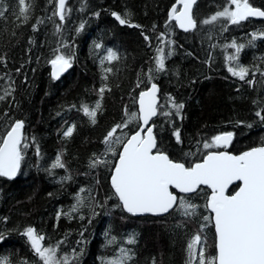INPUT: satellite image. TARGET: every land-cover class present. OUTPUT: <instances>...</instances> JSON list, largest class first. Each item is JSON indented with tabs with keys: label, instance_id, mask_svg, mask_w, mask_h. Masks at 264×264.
<instances>
[{
	"label": "trees",
	"instance_id": "trees-1",
	"mask_svg": "<svg viewBox=\"0 0 264 264\" xmlns=\"http://www.w3.org/2000/svg\"><path fill=\"white\" fill-rule=\"evenodd\" d=\"M175 2L66 0L61 20L55 14L57 0H26L31 8L25 21L17 19L18 0H0V95L5 96L0 137L16 120L24 122L20 169L11 179L0 177V261L42 264L24 235L29 227L46 238L45 246L63 241L60 255H71L73 249L80 253L72 264H106L122 248L130 250L128 264H190L188 245L197 234L201 240L194 249L203 247L206 256H215L207 188L179 196L196 206L194 215L185 216L175 206L164 216H130L109 185L118 155H103L105 136L137 113V95L151 82L159 85L160 98L152 121L156 150L175 162L191 166L200 161L213 148L205 149L204 143L225 132L233 134L227 149L232 153L264 143V121L256 115H264V37L252 38L264 31V20L230 24L219 18L205 24L234 5L197 0L196 27L181 32L169 19ZM249 2L264 10V0ZM233 41L244 45L238 55L230 47ZM109 49L117 59H105ZM157 49L163 50V70L156 66ZM56 55L71 60L58 79L50 74ZM232 55L236 61L226 59ZM239 66L249 70L243 80L228 71ZM97 101L92 123L81 106L95 108ZM172 102L183 104L179 114ZM138 124V118L131 119L114 135L122 144ZM68 127L74 130L66 137ZM112 147L119 152V144ZM57 155L63 168L52 167ZM95 157L109 163L91 167ZM78 194L83 204L72 212ZM130 237L134 243H128Z\"/></svg>",
	"mask_w": 264,
	"mask_h": 264
},
{
	"label": "snow or ice",
	"instance_id": "snow-or-ice-1",
	"mask_svg": "<svg viewBox=\"0 0 264 264\" xmlns=\"http://www.w3.org/2000/svg\"><path fill=\"white\" fill-rule=\"evenodd\" d=\"M65 2L66 0H57L58 11L55 14L59 15L61 20L65 18ZM177 2L183 3V9L178 11L173 5L169 12V19H175L179 26L186 31L195 28L196 21L190 11L193 0H177ZM18 3L17 19L22 17L26 21L31 5L26 3V0H18ZM228 4L235 7L225 6L222 11H217L203 23L209 24L216 22L219 18H226L230 24H239L249 17H264V10L252 7L249 0H228ZM3 15L4 13L0 12V16ZM113 15L121 24L126 23V20L117 13H113ZM257 35L264 37V31L253 33V40L257 38ZM97 47L100 46L97 45ZM230 47L235 48L238 55L244 45H237L233 41ZM157 52L156 66L158 70H163L165 59L163 50L157 49ZM237 55L229 56L226 59L236 61ZM117 58V54L109 49L105 59L111 61ZM50 63L53 66L52 76L54 79L71 66L70 58H65L63 55H56ZM107 71H111V69ZM228 71L241 80L249 72L243 66L229 67ZM104 91L105 87H101V95ZM157 91L156 84H152L146 91H141L139 113H132L129 121H125L124 125H116L104 138L107 149L103 155L106 156L108 152H111L119 157L111 175L114 194L120 201L118 206H122L125 211L131 214L166 213L174 206H178L183 210L185 216H191L195 214L196 206L187 203L183 197L178 198L170 191V187L179 189L182 193H188L194 191L199 185H207L212 190L206 207L214 213L216 255L206 256L203 247H199L198 250L194 249V244H199L201 240L200 235L197 234L188 245L190 264L192 260L198 261V264H264V145L251 148L239 155L209 151L207 155L203 156L201 162L186 166L184 163L170 159L163 151L153 152V149L156 148V141L151 127L147 128L146 135L137 131L127 139L126 143L121 144L120 138L114 135L117 129L126 127L127 123L134 118L141 119L146 125L153 116L157 115ZM7 94L10 93L6 92ZM4 99L5 96L0 95V100ZM172 106L176 109L177 114L183 108V104H175V102H172ZM81 107L84 114L92 120V123H95L100 102L97 101L95 108L90 109L87 105ZM256 115L264 121V115L261 112H257ZM23 127L24 122L16 120L6 135L0 137V141H2L0 142V177L11 179L17 175L20 169L23 159L21 151V143L24 139ZM73 130V127H68L64 136H70ZM176 136L179 140V131ZM232 136L231 132L213 136L212 144L205 142L204 148L208 149L213 144L226 146L231 142ZM113 143L119 144L122 151L117 152L112 147ZM107 163H109L107 160L95 157L90 166L96 167ZM52 167H64L59 155ZM233 181H240V187L233 195H226V189ZM83 191L84 189H81V192ZM82 204L83 198L78 194L77 203L73 205L71 211L76 212ZM83 218L81 216V219ZM204 219L208 221L210 218L204 217ZM24 235L27 236L33 251L40 258L42 264H72L80 255L75 249L71 255L67 253L60 255V246L63 241H58L56 246H45L43 241L46 238L38 235L36 230L31 227L25 230ZM108 242L114 243L115 237ZM134 242V237H130L128 243ZM130 260V250L122 248L119 255L106 264H128ZM0 264H6V261H0ZM21 264H27V262L22 261Z\"/></svg>",
	"mask_w": 264,
	"mask_h": 264
},
{
	"label": "water",
	"instance_id": "water-1",
	"mask_svg": "<svg viewBox=\"0 0 264 264\" xmlns=\"http://www.w3.org/2000/svg\"><path fill=\"white\" fill-rule=\"evenodd\" d=\"M196 2H197V0H193V3H192V5H191V9H190V11H191V15H192V17H193V9H194V6H195ZM173 5L176 6V9H177L178 11L183 9V3H182V2H179V3H178L177 0H176V2H175ZM173 5L171 6L169 12L172 10ZM254 8H256V7H254ZM57 11H58V3H57ZM58 16H59V15H58ZM59 17H60V16H59ZM249 18L262 19V20H264V17H249ZM193 19H194V17H193ZM173 20H174V22H175V25H176L177 29H178L179 31H181V32H188V31H191V30L194 29V28H193V29H189V30L186 31L185 29H183V28H181V27L179 26V24L176 22L175 19H173ZM194 20H195V19H194ZM68 68H69V67H68ZM68 68H67L66 70H64L63 72H61L60 75H59L57 78H55V79H58L59 77H61L62 75H64V74L66 73V71L68 70ZM52 72H53V66H52V64H51V76H52ZM52 77H53V76H52ZM152 84H156V86H157V89H158V91H157V104H159V102H160V98H159V85H158L157 83L152 82V83H150V84L148 85V87H147L146 89L141 90V91H146L148 88H150V87L152 86ZM141 91H140V92H141ZM140 92L138 93V96H137V99H136V109H137V114L139 113V108H140V105H139V94H140ZM157 112H158V107H157ZM156 116H157V115L153 116V117L149 120L148 124H146V125L143 124V121H142L141 119L138 118V122H139L138 127L136 128V130H135L134 132H132V133L127 137V139L131 138V136L134 135L137 131H140V132L142 133V135H146V134H147L146 130H147V128H149V127L152 128L153 136H154V138H155V134H154V125H153L152 121H153V119H154ZM9 130H10V129H9ZM22 133H23V129H22ZM5 135H6V134H5ZM232 137H233V136H232ZM127 139H126L123 143H126V142H127ZM155 141H156V138H155ZM230 143H231V142H230ZM230 143H228L226 146H229ZM262 145H264V143L261 144V145H257V146L250 147V148L245 149V150H243V151H241V152H238V153H232V152H228V151H216V152H228V153H230V154H232V155H239V154H241L242 152H245V151L250 150L251 148L259 147V146H262ZM220 146H225V145H220ZM119 151H122V148H121V147H120V150H119ZM155 151H156V148L153 149V152H155ZM165 154H166V153H165ZM206 155H207V154H206ZM118 159H119V157H117L116 161H118ZM116 161H115V162H116ZM198 162H201V160H200V161H197V162H195V163H198ZM179 163H181V162H179ZM195 163H193V164H195ZM114 165H115V164H114ZM113 171H114V167H113V169H112V171H111V174H110V177H109V185H110L111 189H112L113 192H114V189L112 188V185H111V175H112V172H113ZM7 178H8V177H7ZM236 184H237V188H236L231 194H229V193H228L229 189H230L233 185H236ZM240 184H241L240 181H233V183L230 184V185L228 186V188L226 189V195H233V194L239 189ZM199 187H204V188H207V189L209 190V194H208L207 201H206V205H207L208 198L211 196V193H212L211 188H209L207 185H199L194 191H192V192H188V193H182V192L179 191V189H176V188H174V187H170V191H172V192L174 193V195H177V197H178V195H189V194H192V193H194ZM116 197H117V196H116ZM117 199H118V201H119V198H118V197H117ZM119 203H120V201H119ZM174 207H175V206H174ZM121 208H122V210H123L126 214H128V215H130V216H135V217H139V216H155V217H157V216H164V215L168 214V213L172 210V209H170V210H169L168 212H166V213H158V214H154V213H138V214H131V213H128L127 211H125V210L123 209L122 206H121ZM206 208H207V207H206ZM207 210H208V212H209L210 215H211V222H212L213 231H214V236H215L214 213H212V211H211L210 208H207ZM215 244H216V237H215L214 247H215ZM215 255H216V247H215Z\"/></svg>",
	"mask_w": 264,
	"mask_h": 264
},
{
	"label": "flooded vegetation",
	"instance_id": "flooded-vegetation-1",
	"mask_svg": "<svg viewBox=\"0 0 264 264\" xmlns=\"http://www.w3.org/2000/svg\"><path fill=\"white\" fill-rule=\"evenodd\" d=\"M261 145V144H260ZM228 149V147H224V146H217V145H215L214 146V148H212V150L211 151H225V150H227ZM207 154V153H206ZM229 193V192H228ZM208 194H209V192H208ZM208 194H207V197H208ZM229 194H231V193H229ZM206 201H207V198H206ZM205 205H206V203H205ZM208 211V210H207ZM210 214V213H209ZM210 217H211V215H210Z\"/></svg>",
	"mask_w": 264,
	"mask_h": 264
},
{
	"label": "bare ground",
	"instance_id": "bare-ground-1",
	"mask_svg": "<svg viewBox=\"0 0 264 264\" xmlns=\"http://www.w3.org/2000/svg\"><path fill=\"white\" fill-rule=\"evenodd\" d=\"M252 7H253V6H252ZM256 8H258V7H256ZM259 9H261V8H259ZM261 10H262V9H261ZM248 19H254V18H248ZM256 20H262V19H256ZM50 66H51V63H50ZM68 69H69V68H68ZM66 72H67V71H66ZM50 74H51V68H50ZM52 78H53V77H52ZM151 83H152V82H151ZM147 87H148V86H147ZM147 87H146V88H147ZM146 88H145V89H146ZM143 90H144V89H143ZM139 92H140V91H139ZM137 96H138V95H137ZM189 195H190V194H189Z\"/></svg>",
	"mask_w": 264,
	"mask_h": 264
},
{
	"label": "rangeland",
	"instance_id": "rangeland-1",
	"mask_svg": "<svg viewBox=\"0 0 264 264\" xmlns=\"http://www.w3.org/2000/svg\"><path fill=\"white\" fill-rule=\"evenodd\" d=\"M234 7H235V6H233V8H234ZM211 144H212V142H211ZM214 146H215V145L213 144L211 147H213V148H214Z\"/></svg>",
	"mask_w": 264,
	"mask_h": 264
}]
</instances>
